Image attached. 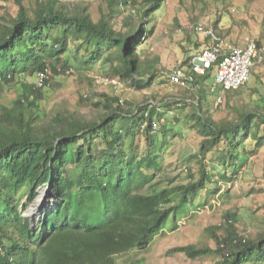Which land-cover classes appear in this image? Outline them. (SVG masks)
<instances>
[{"label":"trees","instance_id":"16d2710c","mask_svg":"<svg viewBox=\"0 0 264 264\" xmlns=\"http://www.w3.org/2000/svg\"><path fill=\"white\" fill-rule=\"evenodd\" d=\"M6 1L15 10L0 17V90L21 86L28 76L37 79L46 69L50 78L42 87L35 83L23 90L9 105L0 103V264H116L117 256L143 253L166 227L179 228L202 193L213 196L219 181H235L249 153L264 147V61L251 73L263 91L254 90L258 99L235 106L233 119L214 120L204 109L211 70L203 76L190 73L192 88L171 84L170 71L168 83L184 90L174 106L193 110L190 128L199 141L188 161L197 170L196 176L186 170L185 183L151 185L152 178L141 174L162 170L163 152L176 135L173 129L153 130L170 105L147 100L133 106L105 93L97 95L98 103L79 96V104L96 109L98 115L91 118L67 110H57L53 117L40 112L52 80L70 71L89 78L95 64L126 86L151 88L162 71L141 60L139 49L152 36L148 23L166 0H101L105 9L97 18L85 2L80 7L59 0ZM218 25L219 19L213 23L216 32ZM262 28L258 44L264 19ZM242 89L223 94L233 98ZM139 136L147 146L141 158L134 146ZM158 137L163 139L158 142ZM249 140L255 142L253 151L246 145ZM210 155L222 167L217 173ZM70 168L77 172L75 178ZM43 186L49 187L55 207L42 212L33 227L22 211ZM237 221L234 212L226 213L224 224L205 229L213 247L189 244L167 254H183L191 261L212 255L219 259L216 264H264V227L253 236L240 234Z\"/></svg>","mask_w":264,"mask_h":264},{"label":"rangeland","instance_id":"374dc122","mask_svg":"<svg viewBox=\"0 0 264 264\" xmlns=\"http://www.w3.org/2000/svg\"><path fill=\"white\" fill-rule=\"evenodd\" d=\"M60 2H75L76 6L90 8L95 18L100 14V9H105L101 0H59ZM15 7L11 2L0 0V17L7 13L11 16ZM121 19V17H119ZM219 19L218 34L226 41L236 45H243L246 39L259 38L262 33L264 19V0H166L162 9L155 13L148 23L152 28V36L144 42L139 49V57L143 61L156 64L162 71L151 88L137 90L126 86L123 80L111 75H103L100 65L92 66L87 74L89 78L80 77L74 71H70L67 77L59 76L52 80V89L48 91L47 100L41 105L42 116L53 117L55 111L67 110L77 113L79 116L91 118L96 109L93 106L78 103L79 96H87L93 103L99 102L97 95L109 94L119 97L121 102L128 101L133 106L142 105L144 101L164 109V116L155 120L160 125V132L173 129L176 135L169 138L168 150L163 153V167L161 171L142 172V177L152 178L151 185L155 187H167L174 184L185 183L188 178L186 170H192L196 176L197 165L188 161L198 144V137L191 132V107H176L174 102L184 95L183 89H175L166 80V74L190 63L192 57L200 51L201 36L192 27L201 23L213 27L214 21ZM121 20H118L120 24ZM195 45H199L196 49ZM72 45L69 44V47ZM255 72V69L252 70ZM252 72V73H253ZM170 74V73H169ZM50 78V75H49ZM214 75L210 82L213 83ZM25 84L14 88H1L0 103L9 105L23 90L32 88L36 83V76H28ZM130 85V83H129ZM254 90L263 91L262 84L258 83L255 76L251 75L248 83L242 89V95L233 98L222 94L221 104L215 102L214 97L208 95L204 103V109L214 120L233 119L231 110L241 103H248L250 97L258 99ZM163 138L158 137V142ZM168 139V138H167ZM249 150H254L255 142H247ZM138 158L145 155L147 146L143 137H137L134 141ZM223 147L221 146L220 149ZM209 164L215 169V173L222 169L218 164L217 156H208ZM71 178L77 176L73 168L69 169ZM230 175V174H228ZM146 179V178H145ZM219 181L220 177L217 175ZM219 191L212 196L202 197L196 200L191 207L190 214L183 217L177 230L166 227L162 234L157 235L150 247L143 253L131 251L123 256L115 258L116 264H131L141 259L142 264H216L219 260L215 256H206L195 261L188 260L183 254L168 255L167 251L173 247L189 244H205L213 247L208 239L205 229L224 224L225 214L234 212L237 216L236 228L240 234L245 232L253 236L264 227V147L249 153V159L245 166L237 173L235 181L218 183ZM146 187V184H145ZM212 192V191H211ZM21 192L19 195H22ZM37 197L22 211V215L35 226L41 219L42 212L48 213L54 207L51 191L43 186L37 190ZM26 203V198L21 200ZM21 210V209H20ZM170 222V221H169Z\"/></svg>","mask_w":264,"mask_h":264},{"label":"built area","instance_id":"2783aa9c","mask_svg":"<svg viewBox=\"0 0 264 264\" xmlns=\"http://www.w3.org/2000/svg\"><path fill=\"white\" fill-rule=\"evenodd\" d=\"M192 29L205 40L200 51L192 57L188 68H176L169 75L170 83L185 88H192L190 73L206 75L209 70L214 74L209 93L217 104L222 102L224 92L238 91L251 77L252 70L264 61V38L257 43V38L246 39L243 45L228 43L211 26L201 23ZM50 71L45 70L37 75L36 85L42 87L49 79ZM179 99H177V102ZM159 123H153L157 131Z\"/></svg>","mask_w":264,"mask_h":264},{"label":"crops","instance_id":"0c3cea01","mask_svg":"<svg viewBox=\"0 0 264 264\" xmlns=\"http://www.w3.org/2000/svg\"><path fill=\"white\" fill-rule=\"evenodd\" d=\"M224 40H225V39H224ZM225 41H226V40H225ZM200 42H201L200 44L203 46L204 43H205V40L201 38ZM226 42L231 43V42H229V41H226ZM231 44H234V43H231ZM234 45H236V44H234ZM200 49H201V48H200ZM196 54H197V53H196ZM196 54H195V55H196Z\"/></svg>","mask_w":264,"mask_h":264},{"label":"water","instance_id":"95a60500","mask_svg":"<svg viewBox=\"0 0 264 264\" xmlns=\"http://www.w3.org/2000/svg\"><path fill=\"white\" fill-rule=\"evenodd\" d=\"M198 115H200V112L198 111ZM49 189V187H47Z\"/></svg>","mask_w":264,"mask_h":264},{"label":"bare ground","instance_id":"6f19581e","mask_svg":"<svg viewBox=\"0 0 264 264\" xmlns=\"http://www.w3.org/2000/svg\"><path fill=\"white\" fill-rule=\"evenodd\" d=\"M236 91V90H235ZM233 92V91H232Z\"/></svg>","mask_w":264,"mask_h":264}]
</instances>
